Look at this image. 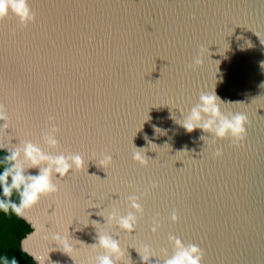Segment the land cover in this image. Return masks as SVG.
I'll return each instance as SVG.
<instances>
[{"label":"water","instance_id":"water-1","mask_svg":"<svg viewBox=\"0 0 264 264\" xmlns=\"http://www.w3.org/2000/svg\"><path fill=\"white\" fill-rule=\"evenodd\" d=\"M28 2L35 23L21 27L11 12L0 20V100L12 117L0 139L80 153L85 166L54 177L59 191L19 215L32 228L21 249L43 264H90L108 231L124 253L118 264H144L146 245L163 264L171 234L203 249L201 264H264V0ZM202 91L224 114L247 116L243 140L182 127ZM49 114L57 148L42 140ZM104 154L113 160L103 168ZM130 195L144 209L133 233L106 223L114 208L131 210Z\"/></svg>","mask_w":264,"mask_h":264},{"label":"clouds","instance_id":"clouds-1","mask_svg":"<svg viewBox=\"0 0 264 264\" xmlns=\"http://www.w3.org/2000/svg\"><path fill=\"white\" fill-rule=\"evenodd\" d=\"M18 17L19 25L27 27L29 24L36 22V12L29 5L28 0H0V20H3L9 13ZM201 63L199 57L194 59L189 65L195 68ZM223 102L215 94L214 91H202L199 94V101L190 109V112L183 122L180 123L187 132H192L195 129H201L204 133L211 134L215 142L216 138H231L233 140H243L246 135L245 125L248 123L247 116L243 113L224 114L220 105ZM12 124V117L6 103L0 100V132H5ZM60 131L55 123V117L51 114L47 116L46 125L42 132L43 143L50 148H57L59 140L57 133ZM205 136H203L204 138ZM12 137L6 144L0 139V149L7 151V155L0 159V164L6 165L3 171L0 172V183L3 186V196L5 200H0V208L8 211L9 206L18 215H23L25 210L35 206L42 196H47L59 191L58 184L54 183L53 178H65L70 171H80L84 169L85 160L80 153L60 152V154H50L41 147L39 142L25 139L19 140L18 144H12ZM137 151L133 154V159L142 165L147 164L145 152L142 154V149L136 148ZM222 153L217 149L215 155L220 156ZM113 156L104 154L100 161V165L104 168L111 163ZM38 169L36 174L29 172V169ZM58 174V176H57ZM131 186V185H130ZM153 187L157 185L152 184ZM13 190L19 197V203L13 201ZM140 196L130 195L127 197L130 211L126 215H122L118 209H113L106 218V223L109 225L115 224L119 229L126 230L129 233L135 231L138 225L139 217L137 213L143 214V207L140 201ZM159 213H157V216ZM171 220L176 222L178 216L175 211L171 214ZM152 232L155 233L161 226L159 220L153 219ZM169 241L173 243L174 248L171 256L163 261V264H201L204 251L197 244H185L179 237L169 235ZM52 240L55 244L62 246L63 252L70 253L73 251L72 238L62 236L60 233H54ZM93 248L103 249V254L96 255L94 261L90 264H118L121 257L124 255L121 250L120 241L108 231L99 232L97 242L91 244ZM145 251L148 255H141L144 264H152L150 257L153 255L150 252V247L145 246ZM39 264H43L41 257H34ZM12 264H16L15 261ZM159 264V260L155 261Z\"/></svg>","mask_w":264,"mask_h":264},{"label":"trees","instance_id":"trees-1","mask_svg":"<svg viewBox=\"0 0 264 264\" xmlns=\"http://www.w3.org/2000/svg\"><path fill=\"white\" fill-rule=\"evenodd\" d=\"M8 153L0 149V159ZM6 165L0 164V172ZM3 184L0 183V200L3 196ZM13 201L19 203V197L13 190ZM32 230L30 224L9 206L8 211L0 208V264H36L34 259L20 247L21 240Z\"/></svg>","mask_w":264,"mask_h":264}]
</instances>
